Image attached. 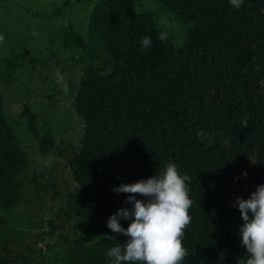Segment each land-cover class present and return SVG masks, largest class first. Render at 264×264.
Instances as JSON below:
<instances>
[{"label": "trees", "instance_id": "16d2710c", "mask_svg": "<svg viewBox=\"0 0 264 264\" xmlns=\"http://www.w3.org/2000/svg\"><path fill=\"white\" fill-rule=\"evenodd\" d=\"M77 3L91 5L84 29L68 23L60 42L77 67L73 111L83 122L80 148L67 160L76 189L66 199L79 241L68 243L51 226L48 236L64 242L55 264H109L108 250L128 237L113 233L107 220L132 207L124 203L129 194L114 187L152 177L169 163L190 177L191 223L182 238L189 254L182 264H244L243 221L233 202L264 184V0H243L239 9L230 0H156L180 27V44L154 13L139 9L141 0H61L33 14L52 20ZM161 32L166 41L158 39ZM145 36L152 44L141 50ZM21 56L2 58L4 80L22 67ZM2 105L0 92V210H10L21 201L28 161ZM21 116L39 152L49 150L37 114L24 105ZM119 223L127 228L130 220ZM9 263L0 252V264Z\"/></svg>", "mask_w": 264, "mask_h": 264}, {"label": "rangeland", "instance_id": "374dc122", "mask_svg": "<svg viewBox=\"0 0 264 264\" xmlns=\"http://www.w3.org/2000/svg\"><path fill=\"white\" fill-rule=\"evenodd\" d=\"M61 0H7L0 3V71L2 58L10 52L21 54L22 67L12 78L0 76L2 110L12 128L13 141L26 153L27 176L21 201L10 210H0V252L5 251L9 264H55L56 252L64 242L49 237L61 235L68 243L78 242L71 223L66 196L76 189L67 160L80 148L83 122L73 111L75 90L79 87L77 67L60 42L61 28L71 23L83 31L90 4H73L63 16L52 20L34 15V10H51ZM139 9L152 12L173 37L182 41L181 29L156 8V0H141ZM165 21V23H161ZM63 82L58 83L57 78ZM64 85L67 86L66 90ZM37 114L40 139L52 145L39 152V139L32 137L21 116L23 106ZM48 241L43 243L44 236ZM57 246L47 247L46 244Z\"/></svg>", "mask_w": 264, "mask_h": 264}, {"label": "clouds", "instance_id": "9594fccd", "mask_svg": "<svg viewBox=\"0 0 264 264\" xmlns=\"http://www.w3.org/2000/svg\"><path fill=\"white\" fill-rule=\"evenodd\" d=\"M230 4L239 9L243 0H230ZM3 39L0 36V41ZM158 39L166 41L167 33H159ZM151 44L149 36L140 40L141 50L148 49ZM57 82L62 83L63 78L58 76ZM64 87L66 90L67 86ZM241 127H247L246 118ZM186 181H190V177L182 176L176 165L169 163L152 177L114 187L117 193L129 194L124 203L132 207L118 209L107 220V227L113 233L128 237L123 245L118 243L108 250L109 264H182L189 254L182 238L191 223L189 209L192 206ZM136 194L147 199H138ZM233 206L238 207L243 221L238 231L247 252L244 264H264V184L258 185L247 199L237 196ZM121 219L130 220L127 228L119 223Z\"/></svg>", "mask_w": 264, "mask_h": 264}, {"label": "water", "instance_id": "95a60500", "mask_svg": "<svg viewBox=\"0 0 264 264\" xmlns=\"http://www.w3.org/2000/svg\"><path fill=\"white\" fill-rule=\"evenodd\" d=\"M48 241V238H47V236L45 235L44 236V239H43V243H45V242H47Z\"/></svg>", "mask_w": 264, "mask_h": 264}]
</instances>
